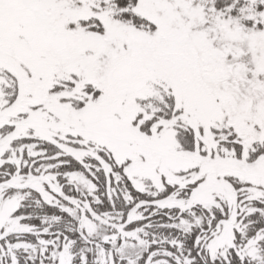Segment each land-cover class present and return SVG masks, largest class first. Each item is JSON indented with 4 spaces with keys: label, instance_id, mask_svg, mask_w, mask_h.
Here are the masks:
<instances>
[{
    "label": "snow or ice",
    "instance_id": "1",
    "mask_svg": "<svg viewBox=\"0 0 264 264\" xmlns=\"http://www.w3.org/2000/svg\"><path fill=\"white\" fill-rule=\"evenodd\" d=\"M0 264H264V0H0Z\"/></svg>",
    "mask_w": 264,
    "mask_h": 264
}]
</instances>
